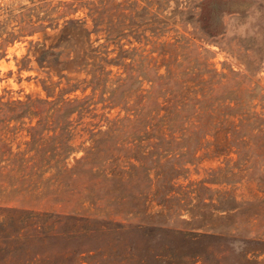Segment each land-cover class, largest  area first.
<instances>
[{"label": "rangeland", "instance_id": "1", "mask_svg": "<svg viewBox=\"0 0 264 264\" xmlns=\"http://www.w3.org/2000/svg\"><path fill=\"white\" fill-rule=\"evenodd\" d=\"M0 264H264V0H0Z\"/></svg>", "mask_w": 264, "mask_h": 264}, {"label": "trees", "instance_id": "2", "mask_svg": "<svg viewBox=\"0 0 264 264\" xmlns=\"http://www.w3.org/2000/svg\"><path fill=\"white\" fill-rule=\"evenodd\" d=\"M40 101L43 103L44 102V104H47L49 101L48 100H46V99H40ZM28 102V101H27ZM51 102H54V101H51ZM61 106V105H60ZM43 109H44V107H43ZM49 109H55L54 108V106H51V107H49ZM75 108H68L67 109V111H73ZM46 110H48L46 107H45V110L44 111H46ZM35 111V113H39L41 110H39V108L36 106L35 107V110H33V112ZM67 168H65V166H63L62 168H61V174H60V177H63V176H65L66 175V173L68 172V170H66Z\"/></svg>", "mask_w": 264, "mask_h": 264}]
</instances>
